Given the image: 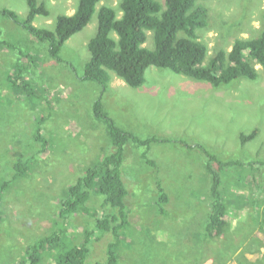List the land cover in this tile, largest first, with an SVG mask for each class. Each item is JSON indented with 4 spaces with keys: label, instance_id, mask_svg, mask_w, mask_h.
<instances>
[{
    "label": "rangeland",
    "instance_id": "1",
    "mask_svg": "<svg viewBox=\"0 0 264 264\" xmlns=\"http://www.w3.org/2000/svg\"><path fill=\"white\" fill-rule=\"evenodd\" d=\"M39 1L46 3L51 14L38 15L34 24L50 29L55 28L58 15L72 14L79 2ZM120 1L104 0L98 8L103 4L114 7L121 16ZM199 4L209 15L208 27L198 31L208 47L207 66L221 49L229 53L236 39L258 37L264 30V0H203ZM5 8L15 11L20 21L29 13L28 0H0V11ZM97 28L98 12L66 42L63 62H57L48 55L46 45L30 40L20 23L0 15V264H18L28 245L53 230L68 185L98 161L100 154L112 149L106 124L93 113V104L101 95L119 127L142 139L167 140L150 147L134 142L126 145L122 171L133 217L122 230L118 264H264L263 207L251 205L254 192L262 197V191L247 179L258 173L264 184L262 65H254L256 79L241 77L219 86L151 66L144 85L134 88L111 72L102 94L100 84L82 79L91 58L88 44ZM111 35L118 38L116 32ZM144 46L154 49L152 31ZM27 54L32 59L24 57ZM29 60L25 77L32 80L36 98L9 88L7 80L15 65ZM46 114L48 145L44 146L35 142L34 133L37 119ZM255 129L259 130L256 138L241 145V134ZM200 146L225 161L244 163L221 171L230 203L229 225L221 236H209L205 230L212 177L207 169L209 157ZM17 152L34 159L31 172L13 180ZM6 181H11L7 189L3 188ZM159 184L169 195L164 211L159 204ZM241 199L247 201L241 203ZM101 202L94 195L88 204L101 210ZM94 224L95 218L88 214L75 216L72 237L70 233L64 236L56 252L73 245L74 237L80 242L85 229ZM109 238L92 239L89 261H107ZM48 251L42 252L39 264H54L53 253Z\"/></svg>",
    "mask_w": 264,
    "mask_h": 264
},
{
    "label": "trees",
    "instance_id": "2",
    "mask_svg": "<svg viewBox=\"0 0 264 264\" xmlns=\"http://www.w3.org/2000/svg\"><path fill=\"white\" fill-rule=\"evenodd\" d=\"M102 1L104 0H79L72 14L58 15L54 29L38 27L34 24L38 15L48 17L51 14L43 1L28 0L29 13L25 21H20L15 11L6 8L0 11V15L20 23L30 34L31 41L46 45L48 55L54 61L63 62L61 52L66 42L83 31L98 12L97 34L88 44L91 58L85 66L82 79L100 84L102 94L111 80V72H115L134 88L144 85L146 71L151 66L167 68L219 86L241 77L256 79L258 72L254 66L255 63L264 68V30L258 37L236 39L229 53L221 49L207 66L205 61L208 56V47L200 41L198 34L199 29H204L209 25L208 10L199 4L203 0H164L163 2L160 0H121L119 5L121 16L114 7L103 4L98 8ZM148 31L154 34V49L144 46L148 40ZM112 32H116L118 38L113 37ZM181 32L184 33L183 36H180ZM24 57L32 59L31 54L24 55ZM30 65V60L27 64L15 65L12 72L8 74L7 80L10 84L9 88L36 98L37 92L31 87L32 80L25 77ZM93 113L96 118L106 124L113 147L109 148L110 151L107 154H100L98 161L89 165L84 174L68 185L60 201L59 220H56L52 227L53 230L51 229L49 234L28 245L24 258L18 264H39L43 259L42 252L46 249L53 253L51 258L54 264H118L122 230L132 222L133 217L127 201L130 191L122 171L126 145L134 142L150 147L154 142L167 140L157 136L142 139L119 127L106 110L103 95L95 100ZM48 115L37 119L34 133L35 142L43 143L44 146L48 145L44 131ZM258 134V129L251 133H242L241 145L244 146L254 140ZM200 147L209 157L207 169L212 177L209 193L210 212L205 230L209 236H221L229 225L230 211L221 171L228 166H243L244 163L235 160L225 161L204 146ZM41 151L43 150H39L40 154ZM15 155L13 180L30 173L31 161L32 158L34 159V157L26 159L25 155L19 152ZM152 163L155 164L154 161ZM255 174V178L247 176V179H251L261 188L262 197L254 192L251 205L254 208L262 206L264 215V184H260L262 183L261 178L258 173ZM10 183L11 181L4 182L3 188L7 189ZM159 189V204L164 211L163 204L169 202V195L161 184H159ZM94 195L102 198L101 210L89 207L88 203ZM246 201V199L240 200L241 203ZM80 214H88L95 218L94 227L85 229L80 242H77L74 237V240L71 239L73 245L68 247L65 243V250L56 252L61 247L64 236L66 239L70 233L72 237V220ZM2 222L3 215L0 214V226ZM104 235L110 236L104 254H107V261H89L94 248V246L92 248V239L96 236L99 239Z\"/></svg>",
    "mask_w": 264,
    "mask_h": 264
}]
</instances>
